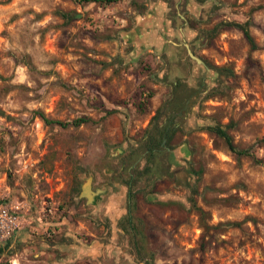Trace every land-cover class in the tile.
<instances>
[{
	"label": "rangeland",
	"instance_id": "1",
	"mask_svg": "<svg viewBox=\"0 0 264 264\" xmlns=\"http://www.w3.org/2000/svg\"><path fill=\"white\" fill-rule=\"evenodd\" d=\"M0 111V264H264V0H0Z\"/></svg>",
	"mask_w": 264,
	"mask_h": 264
},
{
	"label": "trees",
	"instance_id": "2",
	"mask_svg": "<svg viewBox=\"0 0 264 264\" xmlns=\"http://www.w3.org/2000/svg\"><path fill=\"white\" fill-rule=\"evenodd\" d=\"M9 1H11V0H3V2H5V3L9 2ZM73 1L77 4H83V3L111 4V3L116 2V0H73ZM78 17H79V14H77V13H72L71 15L63 14V18H70L71 20H74ZM236 26L238 28H240V30L242 31V33H243V35H244V37H245V39L249 45L250 50L251 51L257 50L258 46H257L255 40L253 39L252 35L250 34L246 24L236 25ZM230 73L233 74L232 72H230ZM178 92H180V91H178V86H177L174 89L172 97L167 99L157 109L155 115L152 117L153 133H149L148 136L145 137L144 141L140 145L141 146L140 151L146 153L145 157L147 159V165L145 166V168L140 173H138L140 175H143L146 172H149V174H151V175L157 174V178H160V176L163 175V174L158 173L159 169H157V167L154 166L151 159L154 160V158L156 156H159V155H161V156L167 155V150H166L167 148L166 147L171 142L173 135L176 131L177 125L170 123L169 126H167V125L159 126V122H160L161 117H163L164 115L167 114L168 120H171L173 115L178 116V112L183 110L185 101H183L181 99ZM189 98H190V94L187 96L186 99H189ZM0 114L3 115V112L0 111ZM40 116H41V119L43 120V122H45L47 124L56 123L58 125L65 126V124H63V123L53 122V121L46 119L44 117V115H42V114ZM85 122H86V119L79 118V119L74 120L71 124L74 127H78ZM208 130L210 132L214 133L218 138L222 139L224 141V143L226 144V146L228 147V149L231 152H233L236 156H238V157L249 156L248 150L238 149L234 145L233 140H232L231 136L228 134V132L226 131V129H224L220 126H212V127H208ZM163 139H166V143L164 145H162ZM262 142H264V139H262ZM254 160L257 163L264 165V161H262L261 159L255 158ZM126 174L128 176V179L126 181H124L123 184L127 188V194H126L127 216H126V219H128V222H129L130 219H132L131 212H132V207L135 204V198H136L137 194L142 193L143 190L140 188L134 189V184H133L134 171L133 170L131 172H127ZM136 178H138V175L136 176ZM0 251H1V249H0Z\"/></svg>",
	"mask_w": 264,
	"mask_h": 264
},
{
	"label": "water",
	"instance_id": "3",
	"mask_svg": "<svg viewBox=\"0 0 264 264\" xmlns=\"http://www.w3.org/2000/svg\"><path fill=\"white\" fill-rule=\"evenodd\" d=\"M153 12H149V14H152ZM149 16V15H148ZM146 19V18H145ZM140 24H142V23H139V26H137V28L135 29V31L136 32H139V31H141L142 30V27H140ZM130 37H131V35L130 34H127L126 36H125V39L128 41V40H130ZM185 48L187 49V53H188V55H189V57L191 58V59H193L197 64H201V65H203V62H202V60L201 59H199L198 57H196L191 51H190V49H189V47H188V45L187 44H185ZM166 142V139H163V141H162V145L164 144ZM119 151H121V150H119ZM89 183V181H87L86 182V184H88ZM84 187V185L82 186V188Z\"/></svg>",
	"mask_w": 264,
	"mask_h": 264
},
{
	"label": "built area",
	"instance_id": "4",
	"mask_svg": "<svg viewBox=\"0 0 264 264\" xmlns=\"http://www.w3.org/2000/svg\"><path fill=\"white\" fill-rule=\"evenodd\" d=\"M1 217H2V216H0V230H1V231H4V229H5V224H4L3 222H4V220H5L6 218L1 219ZM8 235H9V230H8L7 233H6V236H8Z\"/></svg>",
	"mask_w": 264,
	"mask_h": 264
},
{
	"label": "bare ground",
	"instance_id": "5",
	"mask_svg": "<svg viewBox=\"0 0 264 264\" xmlns=\"http://www.w3.org/2000/svg\"><path fill=\"white\" fill-rule=\"evenodd\" d=\"M89 186H90V184L88 183V184H85L84 185V187H83V193L85 194V195H87V196H89L90 195V192H89Z\"/></svg>",
	"mask_w": 264,
	"mask_h": 264
},
{
	"label": "flooded vegetation",
	"instance_id": "6",
	"mask_svg": "<svg viewBox=\"0 0 264 264\" xmlns=\"http://www.w3.org/2000/svg\"><path fill=\"white\" fill-rule=\"evenodd\" d=\"M166 150H167V149H166ZM142 155H143V157H145L146 153L143 152ZM145 159H146V157H145ZM146 160H147V159H146ZM146 164H147V162H146ZM83 192H84V191H83V188H82V190H81L82 195L85 196V197L91 198V196H92V192L90 191V186H89V192H90V195H89V196L85 195ZM93 193H96V192H93Z\"/></svg>",
	"mask_w": 264,
	"mask_h": 264
}]
</instances>
